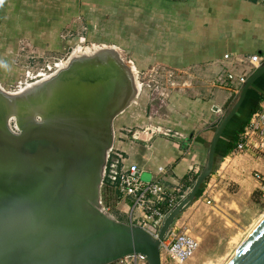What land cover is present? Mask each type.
<instances>
[{
	"label": "water",
	"instance_id": "obj_1",
	"mask_svg": "<svg viewBox=\"0 0 264 264\" xmlns=\"http://www.w3.org/2000/svg\"><path fill=\"white\" fill-rule=\"evenodd\" d=\"M70 52L64 67L29 88L0 84V264H113L133 254L162 264L161 242L212 175L220 138L263 78L264 61L209 137L190 190L153 236L116 219L101 200L114 120L135 101L133 66L111 46ZM226 264H264V216Z\"/></svg>",
	"mask_w": 264,
	"mask_h": 264
},
{
	"label": "crops",
	"instance_id": "obj_2",
	"mask_svg": "<svg viewBox=\"0 0 264 264\" xmlns=\"http://www.w3.org/2000/svg\"><path fill=\"white\" fill-rule=\"evenodd\" d=\"M65 32L70 37L74 34L80 43H92L86 46L92 50L108 45L119 49L140 72L164 67L207 83L193 93L169 91L150 98L138 82L137 101L114 121L112 148L119 166L136 165L143 181L161 180L169 187L184 183L191 171L202 169L213 125L241 87L238 79L251 73L247 57L259 55L264 60L261 2L0 0L1 43V38L12 47L16 46L13 42L48 40L56 47ZM229 73L235 80L228 78ZM252 165L247 167L251 174ZM160 168L166 172L160 173ZM221 170L211 175L218 181L213 198L222 193L229 196L228 183L218 180ZM131 206V199L118 195L107 208L118 213L116 219L129 223Z\"/></svg>",
	"mask_w": 264,
	"mask_h": 264
},
{
	"label": "rangeland",
	"instance_id": "obj_3",
	"mask_svg": "<svg viewBox=\"0 0 264 264\" xmlns=\"http://www.w3.org/2000/svg\"><path fill=\"white\" fill-rule=\"evenodd\" d=\"M73 35L70 37L65 32L61 38L62 43L56 47L52 46L48 40L41 43L13 42L16 46L12 47L6 39L1 38V86L7 91L24 90L27 84L55 72L59 67L57 64L67 61L71 56L70 49L74 50L78 45L83 47L92 46V43L88 41L80 43L79 39H76L77 37H73ZM118 51L120 52L119 49ZM83 53L85 51L79 54ZM119 54L124 62L134 66L128 62L127 57L122 52ZM50 67H52L51 70H49ZM39 73L42 75H39ZM132 78L135 85L138 82L142 85V92L144 91L145 96L150 94V98H153V96L157 98V95L162 92L169 91L193 93V91L201 90L202 87L207 85L201 77H190L189 73L172 72L164 67L141 72L133 69ZM237 93L226 103L222 109V115L234 102ZM222 115L213 125L209 137H211ZM209 144L208 141L206 145L207 153ZM251 165L255 166L254 171L262 173L263 181H257L253 174L249 173L250 170H247V167ZM221 167L222 179L228 183L226 191L229 196H224L222 193L215 197V203L212 207L208 206L202 197H199L178 216L180 223L183 225V230L197 237L200 243L195 255L187 264H226L264 214V155L240 154L235 157L230 156L226 160L225 157L217 155L213 172ZM238 179H241L242 183ZM101 200L105 207H110L111 203L115 204L118 197L107 184H102ZM109 212L114 217H118V213L113 211L112 208L109 209ZM163 263L175 264L166 258L163 259Z\"/></svg>",
	"mask_w": 264,
	"mask_h": 264
},
{
	"label": "built area",
	"instance_id": "obj_4",
	"mask_svg": "<svg viewBox=\"0 0 264 264\" xmlns=\"http://www.w3.org/2000/svg\"><path fill=\"white\" fill-rule=\"evenodd\" d=\"M252 1L264 3V0ZM228 57V55H225V58ZM246 60L251 66L252 71L264 61L259 55H251ZM228 78L232 81L235 80L232 73L228 74ZM246 79V77H240L238 79L240 86ZM251 152L264 155V101L259 110L251 115L243 131L239 134L237 144L230 152L229 157ZM159 170L160 173L166 172L165 168H160ZM198 173V170L191 171L187 175L184 183L178 184L175 187H169L162 183L161 180L146 182L140 178V172L136 165H130L127 169L119 166V160L114 155L112 148L107 155L104 180L108 178L111 182H117L115 189L119 196L132 200V206L128 211L129 223L140 226L153 236H156L161 228L165 215L190 190L191 186L186 187V183H192L193 185L195 175H198ZM252 174L257 181H263L260 171H253ZM217 176L218 180L222 179V174L219 171H217ZM217 185L218 181L212 178V176L204 183L200 198L202 197L208 206H214L215 201L213 195ZM104 208L108 210L107 207L104 206ZM199 244L198 238L191 235L188 231L183 230L180 219L176 218L166 238L161 242L160 253L162 264L164 258L175 264H187L195 255ZM113 264H147V261L144 256L133 254Z\"/></svg>",
	"mask_w": 264,
	"mask_h": 264
},
{
	"label": "trees",
	"instance_id": "obj_5",
	"mask_svg": "<svg viewBox=\"0 0 264 264\" xmlns=\"http://www.w3.org/2000/svg\"><path fill=\"white\" fill-rule=\"evenodd\" d=\"M263 101H264V76L262 79H259L255 83V85L251 88V90L249 91L246 97V101L242 109L240 110V113L234 119V121H232L229 128L226 130V135H228L229 139L226 141L225 147L223 148V152L219 155H221L222 157H226L235 148L238 138H239V134L243 131L251 115L255 113L257 110H259L260 104ZM214 170H215V167H214ZM196 178H197V175H195L194 179ZM105 184H107V186L110 187L113 190V193H115L116 196L118 197L119 194L117 193L115 189V185L117 184V182H111L108 178H105L104 185ZM190 186H192V183H186V187H190ZM201 192L199 193L197 198L200 197Z\"/></svg>",
	"mask_w": 264,
	"mask_h": 264
},
{
	"label": "bare ground",
	"instance_id": "obj_6",
	"mask_svg": "<svg viewBox=\"0 0 264 264\" xmlns=\"http://www.w3.org/2000/svg\"><path fill=\"white\" fill-rule=\"evenodd\" d=\"M91 50H92V48H90V47H83V46H81V45H78L75 49H74V51L72 52V55H76V54H79V53H81V52H83V51H85V53L86 54H88V53H90L91 52ZM64 63H66V61L65 62H62V63H58L57 65L59 66L58 68H61V67H63V65H64ZM39 75H42V74H39ZM44 78H48V76H44ZM32 86V83H29V84H27V87H31ZM26 87V88H27ZM20 91H22V89H20L19 90V92ZM15 92V91H14ZM264 216V214L262 215V217ZM262 217L260 218V220L262 219ZM259 220V221H260ZM258 221V222H259ZM257 225V224H256ZM255 225V226H256ZM254 226V227H255Z\"/></svg>",
	"mask_w": 264,
	"mask_h": 264
},
{
	"label": "flooded vegetation",
	"instance_id": "obj_7",
	"mask_svg": "<svg viewBox=\"0 0 264 264\" xmlns=\"http://www.w3.org/2000/svg\"><path fill=\"white\" fill-rule=\"evenodd\" d=\"M51 68L49 70H51ZM223 139H225V140H223ZM228 139H229V137H228V135H226V132H225L224 135H222V137L220 138V141L218 143V146H217L218 150L216 151V155H219V154H221L223 152V148L225 147L226 141Z\"/></svg>",
	"mask_w": 264,
	"mask_h": 264
}]
</instances>
